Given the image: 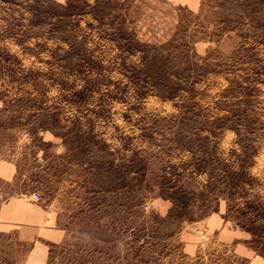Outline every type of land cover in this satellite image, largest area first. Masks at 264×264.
Instances as JSON below:
<instances>
[{
  "label": "rangeland",
  "instance_id": "rangeland-1",
  "mask_svg": "<svg viewBox=\"0 0 264 264\" xmlns=\"http://www.w3.org/2000/svg\"><path fill=\"white\" fill-rule=\"evenodd\" d=\"M12 198L0 264H244L212 218L264 256V0H0Z\"/></svg>",
  "mask_w": 264,
  "mask_h": 264
},
{
  "label": "crops",
  "instance_id": "crops-1",
  "mask_svg": "<svg viewBox=\"0 0 264 264\" xmlns=\"http://www.w3.org/2000/svg\"><path fill=\"white\" fill-rule=\"evenodd\" d=\"M174 1L186 4V0ZM1 216L0 226H17L23 229L21 231L24 233L34 234L40 232L39 226L43 223L44 211L41 206L35 207L34 204L27 203L23 199L12 198L3 206ZM207 227L212 234L205 239L214 241L223 252H228L230 260H240L239 262L244 264H264V256L258 255L259 253L252 249L250 245L252 240L242 232L233 230L216 218L208 221ZM52 235L56 237L55 234Z\"/></svg>",
  "mask_w": 264,
  "mask_h": 264
},
{
  "label": "built area",
  "instance_id": "built-area-1",
  "mask_svg": "<svg viewBox=\"0 0 264 264\" xmlns=\"http://www.w3.org/2000/svg\"><path fill=\"white\" fill-rule=\"evenodd\" d=\"M40 197L41 196L39 194H33V196H32L33 200H35V201L40 200Z\"/></svg>",
  "mask_w": 264,
  "mask_h": 264
}]
</instances>
